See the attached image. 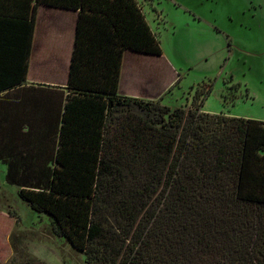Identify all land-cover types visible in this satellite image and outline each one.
<instances>
[{"label": "trees", "instance_id": "trees-1", "mask_svg": "<svg viewBox=\"0 0 264 264\" xmlns=\"http://www.w3.org/2000/svg\"><path fill=\"white\" fill-rule=\"evenodd\" d=\"M41 6L77 11L69 77L47 140L34 109L27 143L0 138L7 182L90 264H264V121L202 110L208 84L188 107L120 93L127 51L163 54L138 0H0V94L27 87Z\"/></svg>", "mask_w": 264, "mask_h": 264}, {"label": "rangeland", "instance_id": "rangeland-1", "mask_svg": "<svg viewBox=\"0 0 264 264\" xmlns=\"http://www.w3.org/2000/svg\"><path fill=\"white\" fill-rule=\"evenodd\" d=\"M138 2L163 54L127 51L120 84L127 94L149 99L164 95L163 104L188 107L197 87L208 84L212 90L202 110L264 121V0ZM44 31L45 59L64 62L70 29H53L46 21ZM1 214L2 219L7 215L5 225L0 224L2 234L5 227L6 232L12 228L7 239L13 254L4 264H90L83 252L53 233L48 213L21 198L0 162Z\"/></svg>", "mask_w": 264, "mask_h": 264}, {"label": "crops", "instance_id": "crops-1", "mask_svg": "<svg viewBox=\"0 0 264 264\" xmlns=\"http://www.w3.org/2000/svg\"><path fill=\"white\" fill-rule=\"evenodd\" d=\"M46 21L48 24L52 25L53 29H70L71 31L69 35L71 46L69 47V53L64 62L59 61L58 64H54L52 63L53 58L50 57L45 59V56L48 55L45 51L48 46L46 42L47 36L44 31V24ZM76 21L77 11L47 6H41L39 8L33 52L27 76V87H20L0 94V138L2 139L3 145L16 144L22 146L27 143V140H24L22 137L18 136V134L27 132L29 126L34 128V131L38 132L37 137L41 141L42 139L47 140L49 138L47 136V130H44L47 127L44 123L45 118H49V115L45 114V112H47L45 103L53 107V105L57 103V99L54 98L55 95L58 94L57 90L60 88L59 86L63 87L68 82L70 61L76 33ZM35 53L37 58L34 61L33 58ZM50 64H54V66L51 67ZM119 91L125 95L131 94L130 96L142 97L134 92L127 94L128 92L123 90L121 85L119 86ZM26 95L32 96L29 104L25 101ZM48 96H51V98H48ZM28 109H34V113L30 114L32 116L30 120L32 124L29 126L27 122L28 115L26 116ZM32 142L33 141H31V143ZM34 142L39 143L36 140H34ZM1 163L5 165L7 175L8 165L5 162ZM0 216L3 217L2 214ZM4 216L7 215L4 214ZM3 219H0V223ZM5 229L3 234L1 233L2 231H0V246L3 245V248L0 247V264H4L9 256L13 254L7 239L12 232V228L8 229L7 232ZM4 240L6 243H4Z\"/></svg>", "mask_w": 264, "mask_h": 264}]
</instances>
